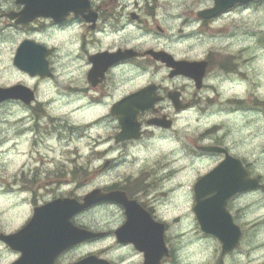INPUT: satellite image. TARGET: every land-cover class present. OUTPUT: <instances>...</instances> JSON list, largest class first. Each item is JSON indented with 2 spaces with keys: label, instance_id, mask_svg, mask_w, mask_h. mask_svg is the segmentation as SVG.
<instances>
[{
  "label": "flooded vegetation",
  "instance_id": "af4514ba",
  "mask_svg": "<svg viewBox=\"0 0 264 264\" xmlns=\"http://www.w3.org/2000/svg\"><path fill=\"white\" fill-rule=\"evenodd\" d=\"M217 5L229 6L211 13ZM263 7L264 0H0V77L16 79L12 85L0 86L18 88L17 99L0 103L1 123L6 125L2 127L0 146L4 145L5 152L18 150L19 156L25 155L33 163L25 167L24 162L15 175L0 179V198L17 197L28 207L29 216L19 229L31 220L36 208L54 200L82 201L93 190H98L101 198L116 192V199L135 206L137 224L133 232L147 238L150 251L157 247L162 255L159 264L171 258L178 264V251L184 245L180 239L186 234L181 230L183 169L171 166L174 150L168 151V146L180 142L183 151L184 116L195 111L209 118L211 125L193 146L194 158L211 161L209 172L227 157L239 161V165L229 163L225 177L215 175L212 188L232 190L245 180L257 181L255 189L236 193L226 202L227 212L240 229L237 247L226 255L235 253L242 238L250 235L261 240L258 264H264V175L256 174L246 161L242 155L246 149L226 141L228 129L223 119L228 120L226 115L235 111L247 120L255 114L254 120L264 123V91L256 89V106L248 107V97L224 99L223 79L219 77L227 69L229 58L246 53L250 40L256 48L264 42V15H259ZM201 38L211 47L199 54V46L194 43ZM171 60L196 64V77H201L199 87L195 79L176 74L169 65ZM42 63L46 64L43 76ZM258 82L256 85L262 87L263 82ZM234 101L243 108L233 109ZM126 112L135 114H131L125 131L137 138L119 141L123 131L120 122ZM73 115L80 120L72 122ZM9 132L14 139L12 145L5 136ZM60 140L65 143L62 149L66 154L81 158V149H85L86 158L99 162L98 167H44V159L55 153V142ZM76 142L81 148L72 147ZM203 147L220 151L207 152ZM239 149L241 154L236 151ZM209 172L196 179L192 191ZM227 180L236 183H220ZM88 187L86 193L79 194ZM63 188H67L65 193L61 192ZM216 194L213 190L205 198ZM196 203L193 191L194 218ZM95 209L110 217L116 209L122 218L118 227L126 222L125 207L115 200H102L74 214L70 221L79 229L101 233L96 240L112 238V250L130 248L141 258L138 264H143L140 244L120 243L115 237L118 227L109 232L89 228L84 218ZM174 211L177 215L166 216ZM195 222L199 230L196 240L214 238L204 234ZM2 234L7 233L0 229V238ZM88 243L58 254L54 264H72L88 256L70 260L75 250ZM0 245L10 250L1 240ZM94 255L108 260L102 253ZM1 257L0 253V261Z\"/></svg>",
  "mask_w": 264,
  "mask_h": 264
},
{
  "label": "rangeland",
  "instance_id": "374dc122",
  "mask_svg": "<svg viewBox=\"0 0 264 264\" xmlns=\"http://www.w3.org/2000/svg\"><path fill=\"white\" fill-rule=\"evenodd\" d=\"M259 15H264V7L262 13ZM254 18L250 14V20ZM264 18V17H263ZM264 21V20H263ZM251 29V26H249ZM251 32V30H250ZM250 40V39H249ZM252 43V41H249ZM249 43V47L246 53L237 55V58H229L227 62V69L219 74L220 79H223L222 84V95L224 99L229 97L243 99L248 97V107L256 106V89L260 92L263 88L264 91V42L261 44L260 48ZM198 44V53H202L205 49L211 47V43L201 38ZM220 42L217 41L216 46H219ZM255 55V58H251ZM244 58H249L245 61ZM257 79L258 83L263 82V86L259 87L256 85ZM15 78L7 79L0 77V85H12L15 82ZM248 89V92H246ZM243 108L241 104L236 105V101L233 102V109ZM264 109V107H263ZM3 109L0 108V141L4 138L2 129L6 127L1 123L2 121ZM65 113L61 111L60 114ZM207 114V113H206ZM227 114V113H226ZM227 119L223 118L226 122L225 125L228 129L226 141L233 143L238 146V148L243 147L246 149V153L243 152V156L246 161L254 169V172H258L264 175V123L261 124L259 121L254 120V115H249L248 120L237 112H233L232 115H226ZM11 117L10 120H14ZM72 122L79 121L75 115L70 117ZM211 122L207 117H201L198 112L191 111L184 116V139L183 145L184 149L180 152V142L178 145L170 144L168 146V151L174 150L173 154H170V160H173L171 166L179 167L183 169V199H182V212L183 217V228L181 229L186 233L184 238L180 241L184 245L178 251V264H258L261 256L260 243L261 240L257 238H251L250 235H245L240 241L238 250L232 255H224L221 253L220 243L213 238H201L196 240L198 237L197 231L198 226L195 222V218L191 213V207L193 203V191L192 187L196 179L212 167V163L209 160H197L193 156V146L198 144V138L201 134L205 135V131L210 128ZM3 127V128H2ZM259 131V132H258ZM5 136L8 137V143L13 144L14 139L11 138L10 132ZM65 143L63 141L55 142V153L49 155L48 159H44V167H54V168H64V169H75V168H91L95 169L98 167L99 162L91 161L86 158L88 154L87 150L81 149L83 156L81 158L75 157L74 154H66L62 148H64ZM80 147L81 143H73L72 147ZM11 147V146H9ZM178 147V154L176 153V148ZM10 149V148H9ZM20 150L26 152V148H20ZM241 154V150H236ZM50 161V163H49ZM26 163L25 167L33 166V163L27 156H19L18 150H9L5 152L4 145L0 146V179L4 177H12L17 173V169L23 167V163ZM89 174L90 172L86 171ZM78 176V175H77ZM78 179L79 176H78ZM96 182V181H95ZM67 188L61 190L65 193ZM90 187L83 188L79 191V194L86 193ZM1 191V183H0ZM114 213L112 217L104 216L101 210L95 209L90 211L84 221L89 226V228L95 231H106L109 232L120 224L122 218L121 215L116 211L112 210ZM177 215V211L167 213L168 218ZM29 216L28 207L26 204H21V201L17 197H9L8 199L0 198V229L4 232L9 233L12 231H17L25 222L26 218ZM188 238H193L194 241L188 240ZM114 245L113 239L105 237L104 239L92 241L87 245H84L80 249L75 250L71 254L70 260H76L77 258L90 253H102L103 257L115 264H138L141 258L138 255H134L130 248H125L123 250H112ZM188 246L190 248H188ZM193 246V247H192ZM0 253L2 254V261L0 264L11 263L18 258L15 252L11 250H4V247L0 245ZM260 252V253H259ZM166 264H177L175 258L168 260Z\"/></svg>",
  "mask_w": 264,
  "mask_h": 264
},
{
  "label": "water",
  "instance_id": "95a60500",
  "mask_svg": "<svg viewBox=\"0 0 264 264\" xmlns=\"http://www.w3.org/2000/svg\"><path fill=\"white\" fill-rule=\"evenodd\" d=\"M218 2H251L255 0H216ZM213 10L220 12L226 7L224 5ZM229 6V5H228ZM172 61V60H171ZM169 65L175 69L176 74H183L197 80L195 67L193 63L187 62H169ZM46 64L42 63V73L44 75ZM18 88L2 89L0 88V102L5 99L18 98ZM131 114H134L132 112ZM129 122V118L124 119V123ZM123 123V124H124ZM126 131L119 136L122 140L128 138ZM207 151H214V148H204ZM236 163L237 160L227 158L216 170L207 174L195 185V194L197 204L194 209L196 218L200 224L201 230L215 236L221 243L223 253L233 250L240 238V230L232 222L231 216L226 212V201L235 193L244 192L256 187L255 180L244 181L236 189L219 190L212 188L213 177L217 174L226 176V167L229 163ZM235 177V173L231 175ZM221 184L236 183L232 181H222ZM216 190L214 197L204 199L211 191ZM116 194H109L103 197V200H115L125 206L127 220L126 223L115 231L117 240L120 243H138V249L144 253V264H159V258L162 256L157 247L152 251L146 245L147 238L134 234L136 212L135 206L126 200L116 199ZM204 199V200H203ZM102 199L98 191H93L83 198L80 204L72 199L56 200L46 206L36 209L32 220L20 231L11 235H3L1 240L5 242L12 250L21 253V257L12 264H54V258L62 251L100 236L87 230L76 229L70 222V218L77 212L86 209ZM161 231V226H159ZM157 241V237H153ZM73 264H110L108 261L98 259L95 256H88Z\"/></svg>",
  "mask_w": 264,
  "mask_h": 264
}]
</instances>
